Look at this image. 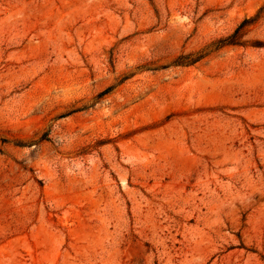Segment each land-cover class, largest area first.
Returning <instances> with one entry per match:
<instances>
[{
    "label": "rangeland",
    "instance_id": "1",
    "mask_svg": "<svg viewBox=\"0 0 264 264\" xmlns=\"http://www.w3.org/2000/svg\"><path fill=\"white\" fill-rule=\"evenodd\" d=\"M0 264H264V0H0Z\"/></svg>",
    "mask_w": 264,
    "mask_h": 264
},
{
    "label": "trees",
    "instance_id": "2",
    "mask_svg": "<svg viewBox=\"0 0 264 264\" xmlns=\"http://www.w3.org/2000/svg\"><path fill=\"white\" fill-rule=\"evenodd\" d=\"M261 11H259L257 14H255L253 17L247 18L242 20L238 26L234 29L233 33L229 35L228 37L218 40L217 42H214L212 44V47L217 50L221 49L223 47L227 46H242L241 38L244 35V31L247 27L254 25L259 18ZM204 54L197 55L195 57H179L175 62L177 66H190L193 64H196L199 62L202 58H204ZM189 59V60H187ZM109 92V89L105 90L103 93H101L100 96L105 95Z\"/></svg>",
    "mask_w": 264,
    "mask_h": 264
}]
</instances>
